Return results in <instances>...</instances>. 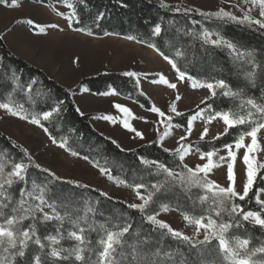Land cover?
Returning <instances> with one entry per match:
<instances>
[{
  "label": "trees",
  "instance_id": "1",
  "mask_svg": "<svg viewBox=\"0 0 264 264\" xmlns=\"http://www.w3.org/2000/svg\"><path fill=\"white\" fill-rule=\"evenodd\" d=\"M31 1L41 3V0ZM68 3L72 5L70 11L75 14L73 19L79 20V23H74L73 27L85 29L81 33L91 32L92 35L89 36L96 38L134 37L127 40L147 47L155 45V49L150 48L163 58L164 55L172 58L178 67L196 77L198 81L214 82L222 79L231 86L229 91L238 90L242 94L237 97H223L220 95L223 90L217 89V96L207 100V103L215 109H230L237 116L247 117L250 110V106L246 104L247 98H254L257 103L264 102V29H260L257 25L253 24L249 27L247 22L243 25L232 22L222 23L214 17L198 15L195 10L185 14L182 7L165 4L161 0H68ZM11 4L12 0H8L7 5ZM41 4L49 7L56 14L54 5L68 8L60 0H45ZM177 8L180 9L179 12L176 11ZM156 25L162 29L159 35L153 34ZM203 30L218 33L226 40L235 43L241 50L252 51L256 56V63L262 67L253 68L247 61L233 59L227 48H213L203 44L199 38ZM30 81H36L31 91L27 88ZM83 89L97 96H102L98 93L114 89L118 96L146 109L152 106L151 101L139 90L135 78L126 77L123 73L106 71L94 77L84 78L75 87L67 89L49 78L42 70L16 56L0 36V103L11 102L14 108L22 105L26 112L37 114L54 107L58 100H63V111L59 115L53 113L48 121L42 123L48 127L51 135L58 142L66 141L72 151L79 154L77 156L81 158L87 156L86 161L93 166L98 164L100 167L108 168L117 181L124 180L128 185L137 183L151 185L163 182L164 174L158 168L151 166L152 164L141 163V159L159 161L169 168L180 170L178 155L171 151L165 152L158 142L126 151L117 148L112 140L95 130L91 123L92 115L81 116L75 110L77 106L73 93L79 94ZM202 107L203 104L195 110L173 117V125H181L185 129L188 118ZM252 111L255 113V110ZM258 115L254 114L251 119H257ZM249 127L248 124L241 125L230 129L227 135L219 139L196 142L192 146L203 152L222 149L223 144L238 139L244 131L249 130ZM25 151L29 154L22 145L0 132V165L5 166L6 171L12 161L24 156ZM31 159L33 165H39L32 157ZM43 169L45 168L41 166L29 168L28 186L31 188V182L35 181L34 191L41 194L43 190L45 198H51L56 211L64 217V220L62 224L58 220L37 224L38 235L46 247L41 250L38 245H30L26 259L40 255L43 264H53V258L50 256L52 248L66 249L68 251L62 252L61 255H68L76 244L74 240L68 238V232L78 231V228L74 227L78 223L85 229H95L85 232L92 241L89 245L91 252H86L85 255L91 256L89 264H96V253L102 248L99 241L104 238L105 230L111 229L116 224L127 223L132 227L126 236L128 245L125 255L133 253L134 246L137 248L150 246L151 258L159 261V264H184L185 260L188 264H210V262L215 264L216 258L211 253H200L190 248L186 242L171 237L166 230L156 228L143 214L129 208L127 204L111 199L98 189L82 187L84 185L81 183L57 180ZM158 175L161 177H157ZM18 190L19 185H14L8 190L7 195L14 200L19 199ZM260 191L264 192V168L257 175L253 189L250 190L246 200L236 203L241 204L245 211H259L262 205L257 204L256 195ZM141 192L143 193L144 189ZM203 195H207L209 199L201 203L200 197ZM154 200L156 202L150 204L146 211L161 210L164 206H168L170 210L180 213L187 212L193 216L206 215L211 207L212 193H205L203 189L196 187L184 193L176 188L165 195L157 194ZM37 202L31 201L32 204ZM44 211L52 213L49 207ZM224 218L227 219L226 216ZM25 223L27 224L28 221ZM57 227L60 228L59 235L63 238L58 245H52L46 237L57 236ZM234 229L246 234L252 247L264 242V229L253 227L248 222H244V227L232 230ZM7 256L8 253L0 249V258ZM17 264H24V261L17 258ZM57 264H78V262H74L72 258L69 261H59Z\"/></svg>",
  "mask_w": 264,
  "mask_h": 264
},
{
  "label": "snow or ice",
  "instance_id": "2",
  "mask_svg": "<svg viewBox=\"0 0 264 264\" xmlns=\"http://www.w3.org/2000/svg\"><path fill=\"white\" fill-rule=\"evenodd\" d=\"M45 0H41L44 3ZM68 8L72 5L68 3V0H60ZM243 3L247 4L251 2L253 6L259 5V16L260 19L252 18L248 13L245 12L243 18L237 17L230 11H225L223 8L215 12H201L196 9L198 15L204 17H214L216 20L222 23H237L243 25L247 22L248 26L251 27L253 24L257 25L260 29H264V0H242ZM0 3L7 5L8 0H0ZM12 6H16V0H12ZM236 7H239L236 5ZM180 11L179 8L176 9ZM191 10L184 9V13L188 14ZM58 16H61L67 21V27L71 28L75 32H84L85 29L79 27H73L74 23L78 24L79 20H74V12H70L67 15L63 12H57ZM28 23L32 26L33 33L36 35H47L45 26L38 24L34 21L29 20ZM48 28L58 29L60 26L55 23L47 25ZM162 29L159 25H156L153 29L154 35H159ZM87 35H92L91 32H87ZM216 36V39L212 37ZM199 38L203 44L210 45L213 48L224 47L229 50L230 56L237 61H247L252 64L253 68L262 67L256 63V56L252 51L241 50L235 43L226 40L221 37L218 33L203 30L199 34ZM127 39H134V37H127ZM155 49V45H149ZM158 51V49H157ZM163 55V53H161ZM164 59L171 65V68L177 73L176 79L179 82L190 81L192 89L206 88L211 93V97L217 96V89L223 90L220 95L223 97H237L242 95L238 90L229 91L231 86L224 80H216L214 82L198 81V79L189 73H186L173 61L172 58L164 55ZM126 77L135 78L137 86L140 84V74L134 71H127L123 73ZM252 75V73H249ZM147 78V74H145ZM19 79L18 77L16 78ZM151 83L155 84L158 81L152 80ZM159 82L165 84L168 88L176 90L177 84L170 83L163 75L160 76ZM36 81H30L27 84L29 91L32 90V85ZM116 91L112 89L109 92L98 93V95H117ZM75 95V93H73ZM180 95H176L175 101L170 106V113L166 114L160 108L151 106L147 110L155 113L160 119L158 123L165 125L164 137L170 135V130L173 127H181V125H173V115L181 116V112L177 110V103L181 100ZM204 107L190 116L187 120L185 127V134L179 137L177 141L178 147L174 150L178 155L180 161V170L169 168L168 166L160 163L159 161H147L141 159L143 164H154L160 172L165 175L163 182L152 183L146 185L143 183H137L128 185L126 181L121 180L119 183L124 184L126 187L130 186L133 188L135 195L140 203H131L128 205L129 208L137 210L146 217V220L153 226L160 230H166L171 237L176 238L182 242H186L188 246L194 250H198L200 253H211L216 259L215 264H264V243L259 246L249 248L250 239L239 238L234 233L229 235L230 230L233 228L244 227V222H248L253 227H259L264 229V200H261L256 195L257 204L262 205L259 211L248 210L245 211L244 207L236 203V201H245L249 196L250 190L253 189L258 168H264V164H259L256 167L255 156L251 155L258 150V139L257 134L264 129V102L257 103L254 98H247L246 104L250 106L247 117L237 116L232 113L230 109L217 110L212 105L207 103V98L201 102ZM63 100H58L54 107L44 110L37 114H31L24 110L23 106L14 108L8 103H0V110H3L7 115L17 118L21 121H26L31 125H35L43 129L48 134V137L53 145L69 152L73 156L79 155L77 152L72 151L66 141H57L53 137L48 127L42 123V121H48L53 113L59 115L63 111ZM243 106V105H241ZM113 107L121 114L122 119L117 120L112 115H103L93 117V119H101L109 123H120L121 126L130 132H134L136 137L144 139L141 132L136 131L135 128L129 122V119L124 118L125 114L127 117L135 119L136 117L131 110L119 103L113 104ZM81 116L84 115L80 108L75 109ZM255 110V113L252 111ZM207 113V115H205ZM254 114H259L257 119H251ZM200 118L205 120V124H211L214 120L222 121L224 132L218 134L216 139H219L221 135H227L230 129H235L238 126L248 124L249 130H246L239 136L238 139L231 143H225L221 146L223 150H226V156H219V161H223L226 165V180L227 185L221 186L219 183L210 180L209 176L214 169L221 167L219 162H214L213 157L218 154L220 149H213L211 151L199 153V160L202 163L189 166L184 163L186 155H190L193 150L191 144L184 145L183 141L191 136L193 131V122ZM145 123L147 121L145 120ZM208 127L205 126L200 134V139L203 140L208 134ZM250 137V143H245V138ZM116 144L115 141H112ZM163 145V140L160 141ZM117 148H120L119 144H116ZM123 150V149H121ZM243 150L242 159L245 165L244 182L242 185V191L238 190L237 187V176L234 170V166L237 160V155ZM165 152H170L168 148H164ZM251 156V158H250ZM83 159L87 160L88 157L84 156ZM39 168V165H33L31 156L25 151L24 156L19 160L11 162L10 168L6 171L5 166L0 165V249L3 252L8 253L7 257L0 258V264H17V258L24 261V264H43L40 255H35L30 259H26L30 245H38L43 250L46 245L42 242L37 232V224L40 222H46L51 220H58L63 223L64 217L56 211V206L51 202V198L46 199L43 195L37 194L34 189L36 182L32 181V187L29 188V168ZM99 168L101 174H108V178L111 180L113 176L110 174V170L106 167H100L98 164L94 165ZM48 174L57 180L55 173L50 172L48 169H43ZM14 185H19V199L14 200L11 196L7 195L9 189H12ZM167 185V187H165ZM77 187H81L77 185ZM82 187H87L86 185ZM196 187L203 189L205 193H212L211 207L208 210V215H189L187 212H182L183 219L190 225H193L195 232L193 236L185 235L180 231L174 230L168 223L158 219L160 211H169L168 206H164L161 210H153L152 212L146 211L150 204H154L156 201L154 197L157 194L165 195L171 192L172 189L179 188L181 192H188L191 188ZM144 189V192H141ZM106 195V194H105ZM208 196L203 195L200 197L201 203L208 201ZM31 201H38L32 204ZM45 207L52 209V213L49 214L44 211ZM39 214V215H38ZM227 217L225 219L224 217ZM25 221H28L26 224ZM78 228V231L72 230L68 232V238L76 242L74 248L68 252V255H61L62 252L68 251L66 249L52 248L50 256L53 258V264H57L59 261H69L74 258V262L78 264H89L91 256H86V252H91L89 245L92 241L85 235L86 231H94L95 229H85L80 227L79 224L74 225ZM130 224H116L111 229L105 230V236L99 241L102 248L97 251L96 264H159V261H155L151 258L150 246L145 248H137L134 246L133 253L125 255V250L128 245L126 236L129 234L131 229ZM58 235H49L46 237L52 245H58L60 239L63 237L59 235L60 228L56 229ZM202 236V239L199 237ZM215 242V243H214ZM213 246V247H209ZM258 259H253L257 257ZM184 264H188L187 260ZM211 264V262H210Z\"/></svg>",
  "mask_w": 264,
  "mask_h": 264
},
{
  "label": "rangeland",
  "instance_id": "3",
  "mask_svg": "<svg viewBox=\"0 0 264 264\" xmlns=\"http://www.w3.org/2000/svg\"><path fill=\"white\" fill-rule=\"evenodd\" d=\"M18 1L20 2L21 0ZM161 1L165 4L177 5L183 9H199L201 12H215L223 8L225 11H230L241 19L245 12H248V9L251 8V11L248 14L254 19L261 18L259 16L260 9L258 4L253 6L251 2L245 4L242 0ZM236 5L239 7H236ZM66 9L57 8L55 11L63 13H68L67 11L71 12L69 8ZM43 10L47 12L45 9ZM52 13L54 14L53 11ZM47 15L50 16V14ZM212 38L216 39V36H213ZM77 39L78 44H65V46L58 48L57 52L55 50L52 53V57H56V54L58 53L57 57L63 59L62 65L68 67V69H63L62 72H60L62 68L59 70L55 69L53 72H56V74H50L49 68L44 70L47 66V59H37L38 63H43L41 65L43 68L31 64L27 60L25 61L42 70L44 73L46 72L49 78L55 80L67 89L75 87L84 78L94 77L106 71L116 73H124L127 71L137 72L140 74L139 90L151 101L152 106L154 105L160 108L166 114H171L170 106L175 101L177 94L182 98L177 103V110L181 112V115L197 109L202 105L201 102L206 98L207 100L212 98L211 93L206 88H197L194 90L190 86V81H177V73L171 68V65L159 53L150 47L119 37L96 38L85 34V37L81 36ZM75 61H79L77 62L79 65L76 67L71 65V63ZM65 72H67V74ZM70 73H74L77 77H71ZM145 74H147V78H145ZM161 75H163L170 83H176L177 89H170L165 84L159 82ZM152 80L158 82L153 84L150 82ZM73 99L81 112L92 115L91 123L95 130L106 138L115 141L116 144L120 145L121 149L126 151L134 150L153 142H158L161 145L160 141L163 140V145L161 146L173 150L171 152H175L174 150L178 147L177 141L179 140V137L185 134L184 128L173 127L170 130V135L164 137L163 133L165 131V125L158 123L160 118L155 113H152L143 106L118 95L97 96L85 89V91L73 95ZM115 103L126 106L131 110L136 118L133 119L127 117L126 114L124 118L129 119L132 127L135 128L136 131L141 132L144 139L136 137L134 132H130L123 128L120 123L113 124L101 119H93V117L107 114L112 115L117 120H121V114L113 107V104ZM8 104L11 105V102ZM205 115H207V113H205ZM173 117H175V115H173ZM145 120L147 123H145ZM205 126L208 127L209 131L207 136L201 140L200 134ZM224 127L222 121L214 120L211 124L206 125L205 120L198 117L193 122L191 136L183 141V143L187 146L189 144L193 145V143L196 142L214 141L218 134L224 132ZM0 132L6 134L8 137L22 145L41 167L55 173V177H58L61 180L75 181L88 187L98 189L111 199L121 201L127 205L141 202L137 199L132 187H126L124 184L119 183L114 177L110 180L108 174H101L99 168L93 166L88 161L79 156H73L69 152L53 145L48 134H46L40 127L11 117L3 110H0ZM257 139L258 150L251 154L255 156L256 167H258L259 164H264V129H261L257 134ZM245 143H250V137L245 138ZM200 152L201 151L193 147L192 153L186 155L184 163H187L189 166L202 163V161L199 160ZM242 153L243 150L237 155V160L234 166L237 176V187L240 191H242V185L245 179V165L243 163ZM219 156H226V150L220 149L218 154L213 157L214 162H219L222 166L214 169L210 174L209 179L219 183L221 186H226V165L223 161H219ZM151 166L156 167L154 164ZM261 169L262 168H258V174ZM164 176L165 175L162 177ZM157 177L161 176L158 175ZM258 196L261 200H264L263 191H260ZM44 209L46 210V207ZM206 215H208V212ZM157 218L168 223L176 231H180L189 236L194 235V226L185 221L182 213L178 211L169 209V211L164 212L161 210L160 215ZM233 233L239 238H248L246 234L237 229L230 231L229 235H232ZM199 238L202 239V236ZM249 248H252L251 243L249 244ZM258 258L259 254L257 257H253V259Z\"/></svg>",
  "mask_w": 264,
  "mask_h": 264
},
{
  "label": "crops",
  "instance_id": "4",
  "mask_svg": "<svg viewBox=\"0 0 264 264\" xmlns=\"http://www.w3.org/2000/svg\"><path fill=\"white\" fill-rule=\"evenodd\" d=\"M54 8L66 9V7L58 5H54ZM67 12L70 13L69 11ZM68 13L65 14L67 15ZM47 14H50V16ZM54 14L46 5L35 3L31 0L18 1L16 2V6L0 3V36L3 38L8 48L15 55L40 68H43L41 66L43 63H38L37 59H47V66L44 70L49 68L50 74H56V72H53L55 69L59 70L62 68L60 72H62L63 69H68L67 66L62 65L63 59L57 57L58 53L56 57H52V53L55 50L57 52L58 48L65 46V44L76 45L78 44V37H85V34L75 32L67 27V21L61 16ZM29 20L45 26L48 34H34L32 26L28 23ZM50 23L58 24L60 27L58 29L48 28L47 25ZM77 62L75 61L71 63V65L76 67L79 65ZM65 73L67 74V72ZM70 74L73 78L77 77L74 73ZM83 91H85V89L82 90V92Z\"/></svg>",
  "mask_w": 264,
  "mask_h": 264
}]
</instances>
